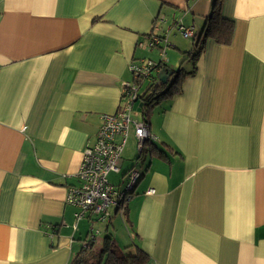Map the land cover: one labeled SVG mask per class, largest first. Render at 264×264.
Returning <instances> with one entry per match:
<instances>
[{
  "label": "crops",
  "instance_id": "1",
  "mask_svg": "<svg viewBox=\"0 0 264 264\" xmlns=\"http://www.w3.org/2000/svg\"><path fill=\"white\" fill-rule=\"evenodd\" d=\"M221 1L233 41L194 58L215 0H0V264H72L94 232L145 264H264V0ZM147 59L161 67L141 97L163 69L182 70L181 91L134 110L158 140L140 153L130 129L109 176L141 173L123 214L76 223L84 151Z\"/></svg>",
  "mask_w": 264,
  "mask_h": 264
},
{
  "label": "built area",
  "instance_id": "2",
  "mask_svg": "<svg viewBox=\"0 0 264 264\" xmlns=\"http://www.w3.org/2000/svg\"><path fill=\"white\" fill-rule=\"evenodd\" d=\"M186 39L194 38V30L179 28ZM163 46L159 38H148L140 41L139 48L153 49ZM164 57V54L162 55ZM159 64L152 60L134 61L129 64L133 81L123 85L122 102L118 112L101 115V127L95 141L89 144L83 156L79 172L76 175L79 185L68 189L66 203L76 209V223L95 218L109 223L112 220V210L116 214H123L131 197L139 184L141 173L133 168L126 175L122 185H114L110 180L111 174H119L120 161L127 145L130 129L134 128V135L138 141V151L143 152L144 144L157 141L158 138L150 131L146 121H134L132 113L136 103L140 104L143 83L153 77ZM154 189H149L147 195H155ZM98 232L92 233L89 243L95 241ZM94 239V240H93ZM89 243L84 245L87 248Z\"/></svg>",
  "mask_w": 264,
  "mask_h": 264
},
{
  "label": "trees",
  "instance_id": "3",
  "mask_svg": "<svg viewBox=\"0 0 264 264\" xmlns=\"http://www.w3.org/2000/svg\"><path fill=\"white\" fill-rule=\"evenodd\" d=\"M221 0H215L212 13L205 24L201 34L195 40L194 58L200 56L208 40H214L219 45H230L234 38L235 24L223 17ZM161 67L159 63L158 68ZM175 73L167 82L160 85L154 84L140 98L141 111L148 119L154 111L156 104L168 99L181 91V83L178 82V74ZM123 97V95L121 96ZM145 147V144H144ZM145 148H143L144 151ZM153 150V149H152ZM96 238V237H95ZM94 240V239H93ZM95 241L89 243L87 249H83L72 264H145L148 255L139 248H127L126 252L116 250L107 238L103 249L95 251Z\"/></svg>",
  "mask_w": 264,
  "mask_h": 264
},
{
  "label": "water",
  "instance_id": "4",
  "mask_svg": "<svg viewBox=\"0 0 264 264\" xmlns=\"http://www.w3.org/2000/svg\"><path fill=\"white\" fill-rule=\"evenodd\" d=\"M175 74L174 71H170L167 69H163L160 73H159V80L157 85H160L161 83L163 84H167L168 80ZM140 106L139 110L141 111V105L136 103L134 106V110H137V107Z\"/></svg>",
  "mask_w": 264,
  "mask_h": 264
},
{
  "label": "rangeland",
  "instance_id": "5",
  "mask_svg": "<svg viewBox=\"0 0 264 264\" xmlns=\"http://www.w3.org/2000/svg\"><path fill=\"white\" fill-rule=\"evenodd\" d=\"M184 58H185V57H184ZM185 63H186V61H183V63H181V61H180V62L178 63V66H177V70L180 69L181 64H182V67H183L184 69H187L188 67H185V66H187L188 64H187V63L185 64ZM184 64H185V65H184ZM133 114H134V112L132 113V118H133V119H136V118L139 119V118H140V115H139V114H141V113H136V114H134V115H133ZM111 180H115L114 177H112ZM81 227H83V226L81 225ZM82 229H84V228H82ZM101 236H102V235H99V236H98V240L102 242L103 239H104V236H102V237H101ZM97 248H98V247H96L95 251H97Z\"/></svg>",
  "mask_w": 264,
  "mask_h": 264
}]
</instances>
